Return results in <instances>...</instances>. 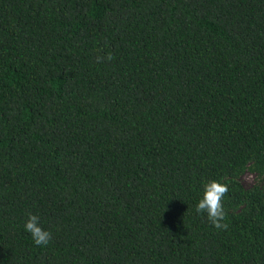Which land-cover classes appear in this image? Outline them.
<instances>
[{
	"label": "trees",
	"instance_id": "16d2710c",
	"mask_svg": "<svg viewBox=\"0 0 264 264\" xmlns=\"http://www.w3.org/2000/svg\"><path fill=\"white\" fill-rule=\"evenodd\" d=\"M0 264H264V0H0Z\"/></svg>",
	"mask_w": 264,
	"mask_h": 264
},
{
	"label": "clouds",
	"instance_id": "9594fccd",
	"mask_svg": "<svg viewBox=\"0 0 264 264\" xmlns=\"http://www.w3.org/2000/svg\"><path fill=\"white\" fill-rule=\"evenodd\" d=\"M228 191L226 184L210 179L202 184L200 194L194 204L197 213H204L211 224L216 228H227L225 210L223 206L224 194ZM24 231L30 234L36 245H47L51 240V233L42 227L38 216L28 212L22 225Z\"/></svg>",
	"mask_w": 264,
	"mask_h": 264
},
{
	"label": "rangeland",
	"instance_id": "374dc122",
	"mask_svg": "<svg viewBox=\"0 0 264 264\" xmlns=\"http://www.w3.org/2000/svg\"><path fill=\"white\" fill-rule=\"evenodd\" d=\"M240 181L245 187H248L255 181V176L250 171H245L240 176Z\"/></svg>",
	"mask_w": 264,
	"mask_h": 264
}]
</instances>
